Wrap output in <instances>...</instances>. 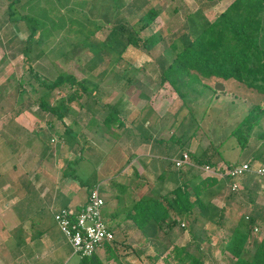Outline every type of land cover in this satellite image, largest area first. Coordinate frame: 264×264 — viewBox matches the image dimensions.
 Returning <instances> with one entry per match:
<instances>
[{"label":"trees","instance_id":"1","mask_svg":"<svg viewBox=\"0 0 264 264\" xmlns=\"http://www.w3.org/2000/svg\"><path fill=\"white\" fill-rule=\"evenodd\" d=\"M211 1L195 0L199 7L195 12L187 9L182 12L187 21L182 22L178 29L166 22L164 32L168 37L163 35V30H158L152 31L144 39L140 38V33L150 28L160 14L149 0H40L35 8H28L29 12L37 14V18H31L28 13L16 17L15 10H9L5 14L9 15L10 34L15 35L14 40L17 32L12 30V26L16 23L27 20L28 24L25 22L23 28L30 30L27 37L21 40L18 50L26 52L36 45L39 48L36 57H47L49 65H37L45 73L38 84L46 91L33 101L28 98L19 80L8 81L0 89L5 93L8 89H17L21 104L24 102L18 107L19 113L36 104L37 112H48L49 121L50 117L62 120L70 116L71 103L77 101L79 108L85 109L77 114L76 118L81 119L88 112H94V105H89V99L97 95L99 84L86 78L79 80L73 73L53 67L58 56H66L63 51L65 47L70 50L87 48L91 55L90 68L96 69L100 65L104 67L97 74L103 77L107 68L120 67L124 61L127 66L131 62L125 60V55L132 47L149 51L148 47L162 45V50L170 48L174 57L170 62L164 57L157 59L161 80L168 82L180 98L184 97L183 89L190 84L192 76L233 78L255 88L264 96V0H233L209 20L204 11L212 5ZM32 4L34 0H31L29 6ZM177 11L174 7L172 14L175 15ZM53 31L63 35L60 41L52 44L51 50L48 39ZM98 32L101 39L95 38ZM14 40L4 44L0 40V45L11 46ZM48 49L53 51V55L44 53ZM34 76L40 79L41 75L35 72ZM127 76L126 72L117 70L111 78L116 84H128ZM66 86L72 90L51 103L49 98L52 91L62 90ZM25 95L29 99L28 103L24 99ZM82 95L88 98L85 103L79 102ZM105 107L107 113L104 121L109 128L121 108ZM255 107L261 109L259 105ZM240 124L233 134L237 136L240 147L244 148L254 124L248 123L245 130H241ZM64 133L70 149L74 151L75 146H78L74 140L75 133L68 126ZM207 150L203 151L205 154H193L192 159L196 165L215 166L219 162V149L210 143ZM261 180L255 175L246 174L240 179L242 188L239 190H231L229 183L226 202L218 208L211 207L205 200L207 190L217 183V179L204 176L191 187L188 183H181L164 196L141 197L130 209L127 208L125 219L133 222L141 231L142 238L153 248V255L149 256L153 262L161 258L164 264H264V234L254 232L255 227L264 225V205L255 200L261 189ZM230 201L245 207L248 214H241L232 220V213H226ZM195 208L198 209L197 213H194ZM218 228L226 230V233L220 244L211 245L210 239ZM174 229L178 232L187 231L190 241L184 246L175 244ZM114 242L115 239L104 244L109 255L114 253L111 248ZM218 250L220 257L216 258L215 252ZM80 264L102 263L93 254L91 257L80 258Z\"/></svg>","mask_w":264,"mask_h":264},{"label":"crops","instance_id":"2","mask_svg":"<svg viewBox=\"0 0 264 264\" xmlns=\"http://www.w3.org/2000/svg\"><path fill=\"white\" fill-rule=\"evenodd\" d=\"M219 1L221 0H212V5L209 9ZM53 2L59 5L57 1ZM231 2L221 9L219 13ZM30 3L31 0H0V40L2 43L9 42L12 39L14 40L15 37V35L10 34L11 26L9 15L5 14V12H9V6L13 5V10H18L21 14H25L28 8L32 6H29ZM62 10L63 8H61ZM205 16L207 17V15ZM12 27L15 29L14 25ZM54 34L56 36L50 38L51 50L53 47L52 44L60 41L63 35L57 31ZM27 35H20V37L14 40V43L21 42ZM34 37L37 38V36ZM8 47L10 45L5 46L6 49ZM82 48L90 55L87 48ZM72 50L65 47L63 51L66 52V56H58L56 62L58 59L65 61L70 58L69 55ZM19 52L22 53L21 51ZM38 52L39 49L36 54ZM10 55L13 56L14 54L10 52ZM134 55L129 57L132 58ZM156 57L155 63L157 66L158 84L160 88H165L166 85L170 86V84L168 82H162L157 59L164 57L170 62L174 56L172 58H169V56L165 57L164 51H162ZM56 62L53 63V67L61 71L59 68L60 65L58 66ZM124 63L125 61L121 62L122 65L120 64V67L114 66L110 68L112 69L111 74L117 70L127 72L129 68L134 70V72L142 70V68L133 66L131 62L127 65L128 67ZM28 69L30 70L31 68ZM127 82L128 84H114L111 93L113 100H100V98L91 100L89 105H94L92 106L94 107V112H88L79 119L76 117H78L77 114L80 111L75 112L71 109L70 116L59 121L61 126H64V129L68 126L75 133L74 140L78 146H81L80 149L76 145L74 151L71 149L67 150V143L63 144L60 137H57L59 138L57 141L55 137L48 135L51 141H53V138L56 141L53 144L54 146L48 147L50 148V152L47 155L48 160H53L55 163L58 162L61 153L65 150L69 151V153L71 152L70 155H74L66 163V168L64 167L62 169L57 166L59 171L61 169V174L57 171L58 174L56 173L54 175L56 171L54 166L51 165L49 167L41 159L38 163L39 165H36V168L31 165L33 164L34 157L30 154L36 153V147L42 146L43 149L45 148L41 132H50L55 127L53 118L49 121V117L46 116L47 118L44 122L48 124V127L45 130L41 127L30 130L25 126V121H27L25 114L22 113L18 117L12 116L7 118V116L2 114V110H0V164L4 165L13 158L19 163L11 168H0V239H3L5 233L8 236L9 231L17 236L13 242L14 249L11 248V242L9 240V242H6L7 240L0 242V264H48L46 263V259L54 254H56L54 258L55 262L58 261V258L61 259L64 254L63 240L57 238L54 231L49 229V227L55 225V223L52 224L53 215L62 208L77 209L83 205L86 202L89 182H98L97 184L101 186V195L105 201L103 218L113 230L114 234L119 235L122 239L140 235L139 243H136L141 248L139 249L138 247L139 250L134 251V248L132 249L128 246L129 250H132L137 258L139 253L144 255L146 251L151 250L152 254L147 253L146 258L148 260L144 264H156L159 262L158 260V262H153L149 258V256L152 257L153 255V248L142 238L141 231L133 222L125 219L126 210L128 207L130 209L133 203L141 197L158 198L169 194L174 187L181 183H188L190 187L193 183H197L200 179L199 176L195 177L199 178L197 181L191 178L192 170L196 169L194 167L196 164L192 156L193 154L200 155L201 152L199 151L201 149L197 151V147H194L192 142L185 141V137L183 139L181 135L179 137L176 136L175 132L177 129L169 131L170 128H175L173 127L174 125H170V122L172 120L173 122L176 121L177 117L174 115L165 116L167 113L162 108L170 104L171 100L165 94L164 90H161L162 92L157 96L144 93L141 94L140 98L139 91L136 89L138 87L130 80ZM132 89L135 91L134 96H130ZM183 91L185 96L187 94L185 92L188 90L183 89ZM141 93L143 92L141 91ZM181 100L182 98H180ZM173 102L175 103V101ZM186 102L187 105L182 100L181 105L184 107L191 106L189 103L192 101L189 100ZM106 105L107 107L116 106L121 108L118 116H114L112 125L109 128L106 127L104 121L107 113ZM180 113L182 114L180 115L181 118H184L185 115L183 112L180 111ZM32 116L35 117L37 122L40 121L36 114ZM25 127L29 130H26ZM62 134H64L63 139L66 142L67 137H65L64 130ZM186 151L189 153L192 165H184L183 167L174 166L173 160L178 158L182 152ZM77 154H80V158L82 157L83 161H87L93 166L88 175L85 176L86 181L82 179L79 183L71 176L72 174L70 175L69 171L70 163H74L73 158ZM25 156L26 158L28 156L27 161L25 160ZM22 158L25 162L21 163L20 159ZM67 168L69 169L66 170ZM95 172L100 173L101 179L98 180L95 178ZM117 173L118 175L114 177ZM11 176H15V178L10 179ZM229 183L228 178L217 179V183L207 190L205 200L209 202L211 207H223L227 194L221 196L219 192L224 186H227L228 189ZM263 187L261 183L260 188L263 189ZM261 189L258 191V194L263 192ZM234 206L236 204L230 201V206H227L226 213L230 214ZM197 212L198 209L195 208L194 213ZM35 216H39L41 220L40 231L38 230L37 234H34L36 226L32 221L35 219ZM8 222L13 223V226L8 227ZM174 233H178V230L174 229ZM218 233L225 234L226 230L218 228L215 234ZM175 234H173L175 244L184 246L189 242V239L186 243L177 242L178 237ZM29 235L30 237L27 240V236ZM17 242H19L18 245ZM136 243L133 245H136ZM111 248L114 249L112 255L108 254L105 246L96 252L95 255L102 264H137L136 261L126 262L119 258V252L117 251L119 245L117 243L114 242ZM71 254L72 250L70 247ZM215 256L216 258L220 257L219 250L215 252ZM78 259L80 263V258L78 257ZM55 262L50 264H55Z\"/></svg>","mask_w":264,"mask_h":264},{"label":"rangeland","instance_id":"3","mask_svg":"<svg viewBox=\"0 0 264 264\" xmlns=\"http://www.w3.org/2000/svg\"><path fill=\"white\" fill-rule=\"evenodd\" d=\"M40 0H34V4H32V8H35L37 6V2ZM152 4H154L157 9L159 10L160 14L157 16V18L154 20V23L151 25L150 28L142 31L140 33V38L144 39L146 36H148L152 31H158L163 30V35L168 37L169 35L164 32V25L166 22H169L173 25L174 28L178 29L180 26H182V22L187 21V18L184 17L182 12L184 10H189L191 12H195V10L199 7L198 3L195 2V0H149ZM231 0H221L219 2H216L215 5L213 4L212 8L207 9L204 11V14L207 15L209 19H213L221 9H223ZM176 7L178 11L175 15L172 14V10ZM14 6H12L13 11ZM27 8V7H26ZM31 11V9H29ZM187 12V11H186ZM29 16L37 18V14H34L32 12H25ZM20 12L18 10H15L14 15L16 17L20 16ZM36 15V16H35ZM173 16V17H172ZM26 24H28L27 20H24V23H16L14 25L13 29L14 32L17 31L16 35L17 37L27 35L28 31L27 28H23ZM31 26V25H30ZM175 29V30H176ZM56 31H53L51 33V37H49L48 42H51L50 38H53L56 36L54 34ZM95 38H101L100 33L95 34ZM4 44V43H3ZM20 41L18 43H14L7 49L4 45H0V87L2 85H5L8 81H15L19 80V82L22 84V87L26 89L27 95H29V99L32 101L38 96L45 93V88L43 86H40L38 84L39 80H43L44 78V72L40 70L39 67H37L38 64H42L44 67L48 66V59L47 57L43 56V58H38L36 56V52L38 51V47L32 46L28 51L20 53L18 51V48H20ZM7 50V51H6ZM149 51L143 50V48H133L131 51H127L126 53V59L131 61L133 66H137L139 68H142V70H139L138 72H134L131 68L127 70V78L128 80L132 81L136 88L139 91V97L141 94L148 93L150 95H159L161 90L165 91V94H167L170 97V104H167L164 108H162L167 115L165 116H176V121L173 122V120L170 122V125L175 128H170L169 131H174L177 129L176 136L179 137V135L183 136V139L185 137V141L192 142L194 147H197V151H200L201 153L205 154L204 152L207 151L208 146L210 143H212L213 146L217 147L219 149L220 157L218 163H241L244 161H251V163H264V96L263 94L256 90L253 87H250L242 82H239L233 78L230 79H223L216 76L211 77H202V76H192L193 78L190 84L186 85L184 87L185 90H188L187 93L183 98V102L186 103V101H192L191 106H182L180 97L176 93L175 90L172 89L171 86L166 85L165 88H160L158 84V75H157V66L155 63L156 56L160 54V52L164 51V55L169 56V58L174 56V53L171 51L170 48H167L165 50H162V45H156L153 47H148ZM14 54L13 56L10 55ZM45 54L53 55L52 52L48 50H44ZM135 54L132 58L129 56ZM70 58L64 60L58 59L56 64L60 65V70L67 72V73H73L76 75V77L81 80L82 78H86L89 80H92L93 82H96L99 84V90L97 95L94 97L92 95L91 100H96L100 98V100H113V96L111 95L112 89L114 87V80L111 78L112 76V69L110 67L106 70L107 72L102 77H99L97 74L98 72H101L103 67L100 65L99 67L90 68L89 66V59L91 55L88 54V52L81 48L73 49L70 52ZM28 68H31L30 70ZM112 68V67H111ZM131 70V71H130ZM37 73L40 76V79H36L34 76V73ZM120 83V82H119ZM123 83V82H121ZM120 83V84H121ZM15 84V83H14ZM68 86V85H67ZM64 87L62 90L55 89L52 91V95L50 96V102L53 103L57 100L61 95H64L72 90V88ZM219 86V87H218ZM222 86V87H221ZM145 89V90H143ZM132 92L130 93V96H134L135 91L132 89ZM141 91L143 93H141ZM109 95L106 96L105 95ZM29 93V94H28ZM24 96V99L27 100L26 103H28V98ZM98 97V98H96ZM108 97V98H107ZM138 97V96H137ZM141 98V97H140ZM155 99V98H154ZM88 101V98L86 95H82V97L79 98V102H86ZM175 101V103L173 102ZM177 101V102H176ZM25 103V104H26ZM24 104V102L22 103ZM19 97L17 89H8V92H4L0 89V110H2V114L4 116L9 117H18L19 114H25L27 116V121L25 126H27L30 130L38 129L41 127L42 129H46L48 127V124H46L44 121L47 118L46 116L48 112H37V105L33 104V106L28 110H23V112H18V107L22 105ZM90 104V103H89ZM169 105V106H168ZM261 106V109H256L255 106ZM24 106V105H23ZM255 107V108H254ZM103 108V107H102ZM71 109L73 111H81L84 112L79 108L77 105V101H73L71 103ZM104 109V108H103ZM180 111L183 112L185 115L184 118L180 115ZM18 112V113H17ZM36 114L40 121H36L35 117L32 115ZM53 118L55 127L49 132H41L42 141L45 144V148L43 149L42 146L36 147V153L30 154L33 155L34 160L33 164H31L34 168H36V165L38 166L40 159L43 160V163L48 165L49 167L52 165L54 166V169L56 170L54 175L59 171L57 169V166L59 168H64L66 166V163L69 159H72L73 154L70 155V144L68 142H65L63 130L64 126H61L60 122L61 119H58L56 117H50ZM245 119L244 123L240 124V122ZM16 120V119H14ZM17 122V121H16ZM248 123H253L254 127L252 128V131L250 132L248 136V142L247 145L244 148H241L237 139V136L233 134V131L235 128L240 124L241 130H245L249 125ZM4 124V123H3ZM25 127L27 130L28 128ZM28 129V130H29ZM173 129V130H172ZM54 130V131H53ZM51 132H53L51 134ZM51 137H55V139L58 141L60 137L63 144H66L67 150L63 151L61 153V157L58 160V162H53V160H48L47 155L50 152L51 146H54L53 144L56 143V141L53 138V141L50 140ZM189 140V141H188ZM204 151V152H203ZM187 152V151H186ZM32 157V158H33ZM28 158V156H27ZM25 156V160L27 159ZM256 158L257 160H255ZM39 159V160H38ZM47 159V160H46ZM223 159V161H222ZM263 160V161H262ZM27 161V160H26ZM73 162L70 163L69 169L70 175L73 178H75L76 182H81L82 179L86 181L85 176L88 175L89 171L93 168L92 164H90L87 161H83L82 157L80 158V154L75 155V158H73ZM226 161V162H224ZM256 161V162H255ZM2 162V161H1ZM20 162H25L24 159H20ZM18 161L13 158L11 161H7L6 164L2 165L0 164V168H11L14 165H18ZM2 165V166H1ZM76 165V166H75ZM95 166V165H94ZM16 168V167H15ZM66 168V167H65ZM61 174V169H60ZM31 173V171H30ZM192 177L195 179L194 181H197L199 178H195L199 176L201 178L205 175L200 169L196 168L192 170ZM59 174V175H60ZM202 174V175H201ZM114 175V177H116ZM44 176V175H43ZM95 178L101 179L100 173L95 172ZM45 177V176H44ZM15 178V176H11L10 179ZM217 179V178H216ZM222 178H219V180ZM92 180V179H91ZM111 181V180H110ZM108 181V182H110ZM262 185L264 186V179L261 180ZM98 182H89V189L92 188L95 184ZM103 183V182H101ZM193 183V180H192ZM260 184V183H259ZM263 192L257 193V196L255 197V200L258 202V204L264 205V187ZM101 191V190H100ZM228 189L227 186H224L219 192V195L225 196ZM88 193V192H87ZM247 209L243 206H234L232 209V220H234L237 216L248 214L246 211ZM50 217V216H49ZM104 217V216H103ZM234 218V219H233ZM52 219V216H51ZM34 222V225L36 228L34 229V234L38 233V230L40 231L41 226V220L39 219V216H35V219L32 220ZM52 224L54 222L52 221ZM56 225V224H55ZM52 225V227H49L50 230H53L57 238L63 240L64 243V254L60 258H58V261H54L55 255H52L50 258L46 259V263L50 264L55 262V264H78L79 259L77 255H70V245L64 239L63 234L58 230L57 226ZM13 223L8 222V227H12ZM177 232V231H176ZM177 234V235H176ZM175 235L178 237L177 242H185L189 239L190 236H188L187 232H178ZM224 234L218 233L214 234V236L210 239L211 245L220 244L223 239ZM16 234H12L10 231L8 233L4 234L3 239H0L1 241L11 242L10 246L14 249V241H15ZM30 237L27 236V240ZM140 238V235H137L136 237L130 236L127 239L120 238L119 235H115V243L119 245V248H117V251L119 252V258L121 260H124L126 262H133L136 261L137 264H144L148 258H146L147 253L152 254V251H146L144 255H141L139 253L138 258L136 257V254L132 252V250H129L128 246H130L132 249L134 248L136 250H139L141 247L137 243H139L138 240ZM9 240V241H8ZM121 242H124L121 244ZM137 242V243H136ZM136 245H133L135 244ZM121 244V245H120ZM133 245V246H132ZM30 246V245H29ZM139 247V249H138ZM217 252V251H216ZM26 253V252H25ZM123 257V258H122ZM137 259V260H136ZM159 261V262H158ZM158 263L156 264H164L160 259H158ZM135 262V263H136ZM80 264V263H79Z\"/></svg>","mask_w":264,"mask_h":264},{"label":"built area","instance_id":"4","mask_svg":"<svg viewBox=\"0 0 264 264\" xmlns=\"http://www.w3.org/2000/svg\"><path fill=\"white\" fill-rule=\"evenodd\" d=\"M176 167L192 165L188 152H182L178 158L173 160ZM205 175L214 178L231 179L229 188L239 190L242 188L240 179L246 174H252L259 179H264V163H217L215 166L209 164L194 165ZM100 184H95L88 189L86 202L77 209L62 208L54 213L53 221L63 234L71 247L72 254L79 258L91 257L104 246L105 243L113 241L115 234L103 218L104 198L101 195ZM264 234L263 227H255L254 232Z\"/></svg>","mask_w":264,"mask_h":264}]
</instances>
